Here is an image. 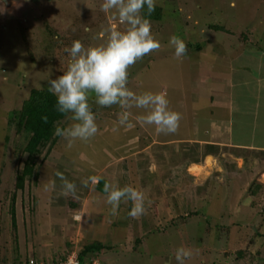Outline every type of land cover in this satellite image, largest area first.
I'll use <instances>...</instances> for the list:
<instances>
[{
    "label": "rangeland",
    "instance_id": "1",
    "mask_svg": "<svg viewBox=\"0 0 264 264\" xmlns=\"http://www.w3.org/2000/svg\"><path fill=\"white\" fill-rule=\"evenodd\" d=\"M102 2L0 0V264H25L29 257L65 264L88 245L100 248L89 257L93 264H177L181 246L193 250L189 264H264V153L255 168H239L224 153L190 169L199 146L182 144L217 131L220 141L231 135L264 145V0H156L158 20L145 7L161 48L129 68L127 86L136 94L166 91L170 108L182 115L178 131L165 135L142 126L136 118L145 110L134 107V126L113 132L122 109L96 104L93 94L95 137L67 149L56 136L37 160L36 177L16 188L25 137L13 115L31 91L49 88L63 74L70 61L65 49L74 40L85 47L106 40L98 38L111 22ZM173 35L187 45L181 58L169 43ZM214 66H220L216 74ZM224 69L232 70L231 109L210 117L208 84L220 81ZM71 115L58 126L72 124ZM57 171L76 184L75 198L61 194ZM91 176L102 179L85 187ZM114 177L121 187L145 191L141 218L129 216L130 201L115 214L105 203L104 183ZM50 182L55 188L46 191Z\"/></svg>",
    "mask_w": 264,
    "mask_h": 264
},
{
    "label": "clouds",
    "instance_id": "2",
    "mask_svg": "<svg viewBox=\"0 0 264 264\" xmlns=\"http://www.w3.org/2000/svg\"><path fill=\"white\" fill-rule=\"evenodd\" d=\"M151 15L156 8V0H103L101 11L110 15V24L99 33L98 38L104 42L85 47L81 40H74L69 53L67 69L56 79L49 80L48 91L57 98V110L60 113H72L74 121L66 128L56 127L54 135L67 141L71 149L77 140L88 141L98 133L96 116L89 103L94 94L96 104L102 107L119 105L122 111L112 131L121 127L132 128V108L144 109L145 114L136 118L142 126H155L157 133L174 134L178 131L182 115L169 106L166 91L153 93L145 91L136 94L128 88L129 68L138 60L161 48L160 40L152 33V25L142 15L144 9ZM70 24V22H69ZM175 48V56L183 57L187 53L186 43L177 35L169 39ZM25 75L28 73L25 71ZM45 122L47 118L45 117ZM62 181L61 194L65 197L77 194V186L69 181L63 173H55ZM102 177L91 176L82 181L85 187L89 181L95 186ZM55 188V183L45 185V190ZM105 203L111 206L115 214L122 201H130V217L139 219L147 212L146 193L132 185L120 186L114 177L104 183ZM193 250L179 247L175 250L177 264H189Z\"/></svg>",
    "mask_w": 264,
    "mask_h": 264
},
{
    "label": "trees",
    "instance_id": "3",
    "mask_svg": "<svg viewBox=\"0 0 264 264\" xmlns=\"http://www.w3.org/2000/svg\"><path fill=\"white\" fill-rule=\"evenodd\" d=\"M148 17L156 20L160 19V9H155ZM66 115L67 113H60L57 110V98L48 91V88L31 91L29 97L23 101L20 110L14 113L13 123L15 128L17 132L23 133L25 137L20 162L21 172L16 177L15 183L17 189H21L25 181H30V179L36 177L37 160L45 148L51 149V145L56 138V135H54L55 129ZM45 117L47 118L46 122ZM99 251L100 248L97 245L83 246L79 249L76 260L83 264L94 263L89 257ZM31 258H27L25 264L34 261ZM36 264L40 263L36 262Z\"/></svg>",
    "mask_w": 264,
    "mask_h": 264
},
{
    "label": "crops",
    "instance_id": "4",
    "mask_svg": "<svg viewBox=\"0 0 264 264\" xmlns=\"http://www.w3.org/2000/svg\"><path fill=\"white\" fill-rule=\"evenodd\" d=\"M216 67H217V69H216ZM216 67L215 66L213 67V72H215V74H216V72L220 71V66H216ZM221 71H223L225 73V75L227 74V76L221 75L220 81H216L217 79H215V80L212 79L210 81V83L208 84V88L210 87L209 88V96H208L210 98V100L208 101L209 104H207L209 107L206 109H208L210 117H211V115H213V111L218 112L217 116L223 115V113L220 112V110H219V109H223V108L225 109V112L226 113L228 112L227 114H229L230 109H231V105H232L231 99L233 98V95L231 94V92H232V89L234 87L233 81L230 80V77L232 76V74H231L232 70L224 69ZM224 76H225V78H223ZM259 77H261V78H259ZM260 79H262V74L256 78L255 83H257L259 81L261 82L262 80H260ZM263 87H264V81H262L261 88H263ZM222 89H224V92ZM197 109L198 108H196V110ZM263 115H264V113H263ZM250 117H251V120L254 119V121H252L253 123H251V125H250V126H253L252 124H254L255 117H257V114L255 113L254 116L252 115ZM263 118H264V116H263ZM188 125L190 126V124H188ZM190 129H192L191 126H190ZM214 132L217 135V131H214ZM256 134H257V132H256ZM216 135L214 137L210 136L209 138H206L207 140H205V138H203L201 140V139H198L196 137H193L191 139H188L189 140V141H187L188 143L187 142L182 143V144H189L191 142L194 145H196V147H197V145L199 146V148H197V154H198L197 159L198 160L190 163L186 168H190V169H192V168H204V165H206L207 163H213L214 160L216 161V159H218V161H220L221 158H219V157L223 156L224 153L230 154L231 157H233V159H234V162L233 161L232 162L235 165L237 164L236 166L239 168H243V167L255 168L257 165L261 164L260 163L261 161L258 160V156H259L258 153H264L263 143L259 144L257 141H253V142L249 141V142H245V143H240L239 141H236L235 138H233V136H231V135L226 136L225 139L220 141V139ZM259 140H261V138H259ZM207 148L211 149V151L205 153V150ZM262 158H264V155ZM254 165H256V166H254Z\"/></svg>",
    "mask_w": 264,
    "mask_h": 264
},
{
    "label": "built area",
    "instance_id": "5",
    "mask_svg": "<svg viewBox=\"0 0 264 264\" xmlns=\"http://www.w3.org/2000/svg\"><path fill=\"white\" fill-rule=\"evenodd\" d=\"M29 264H36V262L35 261H30ZM65 264H83V263H79L76 259H75V261H73L72 259H70Z\"/></svg>",
    "mask_w": 264,
    "mask_h": 264
}]
</instances>
